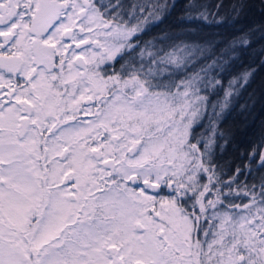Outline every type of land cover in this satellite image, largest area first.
I'll list each match as a JSON object with an SVG mask.
<instances>
[{
    "label": "snow or ice",
    "instance_id": "1",
    "mask_svg": "<svg viewBox=\"0 0 264 264\" xmlns=\"http://www.w3.org/2000/svg\"><path fill=\"white\" fill-rule=\"evenodd\" d=\"M222 6L193 0L184 18ZM174 7L0 0V264H264V175L239 179L264 150L227 179L213 159L251 72L211 96L251 41L141 40Z\"/></svg>",
    "mask_w": 264,
    "mask_h": 264
},
{
    "label": "trees",
    "instance_id": "2",
    "mask_svg": "<svg viewBox=\"0 0 264 264\" xmlns=\"http://www.w3.org/2000/svg\"><path fill=\"white\" fill-rule=\"evenodd\" d=\"M100 2L107 3V0ZM129 2L124 0L125 4ZM170 2L175 4L170 14L162 22L149 26L141 40H158L167 36L169 39L164 41L165 44L180 41L210 44L217 55L236 37L247 34L251 41L247 47H238L235 59L219 74L223 87L211 96L213 102L222 100L229 80L241 73L251 72L248 83L238 88L230 98L229 106L215 121L217 137L213 159L223 170L222 179H227L237 166L243 168L248 163V157L254 150L257 162L260 151L264 150V4L261 0H194L198 5L208 6L212 13H216L215 5H223L218 16L203 21L184 18L187 5L193 0ZM234 5L237 6L235 12ZM220 17L223 21L217 22ZM123 62L115 64L116 71L120 70ZM210 128V119L205 117L196 126V133L207 138L211 135ZM260 175H264V169L254 170L251 175H242L239 179L252 183Z\"/></svg>",
    "mask_w": 264,
    "mask_h": 264
},
{
    "label": "flooded vegetation",
    "instance_id": "3",
    "mask_svg": "<svg viewBox=\"0 0 264 264\" xmlns=\"http://www.w3.org/2000/svg\"><path fill=\"white\" fill-rule=\"evenodd\" d=\"M108 71H109V69H108Z\"/></svg>",
    "mask_w": 264,
    "mask_h": 264
},
{
    "label": "rangeland",
    "instance_id": "4",
    "mask_svg": "<svg viewBox=\"0 0 264 264\" xmlns=\"http://www.w3.org/2000/svg\"><path fill=\"white\" fill-rule=\"evenodd\" d=\"M205 180H206V178H205Z\"/></svg>",
    "mask_w": 264,
    "mask_h": 264
}]
</instances>
